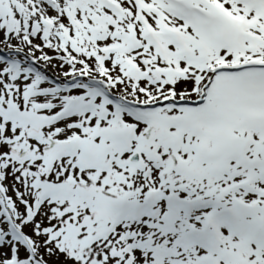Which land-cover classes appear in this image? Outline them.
<instances>
[{"label":"snow or ice","instance_id":"obj_1","mask_svg":"<svg viewBox=\"0 0 264 264\" xmlns=\"http://www.w3.org/2000/svg\"><path fill=\"white\" fill-rule=\"evenodd\" d=\"M0 264H264V0H0Z\"/></svg>","mask_w":264,"mask_h":264}]
</instances>
